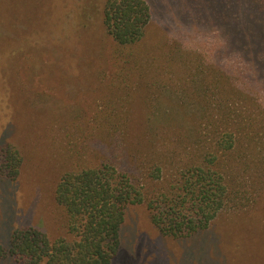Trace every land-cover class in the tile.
<instances>
[{
  "label": "rangeland",
  "instance_id": "1",
  "mask_svg": "<svg viewBox=\"0 0 264 264\" xmlns=\"http://www.w3.org/2000/svg\"><path fill=\"white\" fill-rule=\"evenodd\" d=\"M104 1L20 0L23 8H19L26 10L24 30L15 25L7 31L6 44L0 45V49L18 48L0 61V264H24L9 253L17 228L39 226L53 237L75 236L67 222L70 215L55 197V186L68 170L101 161L104 153L96 151L101 145L94 140L95 134L108 144H119L123 115L132 113L135 124L143 125L147 134V125L162 126L151 139L177 146L191 124V120L170 114L177 111L175 101L168 102L158 90L148 95L141 87L147 81L156 84L166 79L169 74H160L165 55H159L157 68L145 79L142 70L148 51L140 52L141 45L129 51L107 33ZM165 1L161 19L156 0H149L155 12L148 32L150 44H161L163 50V43L169 46L180 39L172 31L157 34L159 27L168 29L174 21L171 14L176 5ZM44 11L51 13L52 21H44L42 30H36L35 22L39 25L41 20L37 13ZM65 47L71 48L68 54L63 53ZM192 65L188 72H193ZM187 76V72L183 77L173 74V85L165 81L186 100L184 93L191 96L194 90H201ZM250 106L261 119L241 135L259 133L257 140L243 139L245 154L255 152L254 161L259 165L262 158L264 161V110L258 104ZM97 111H101L99 117ZM9 146L16 147L23 159L16 178L4 169ZM253 147H257L254 152ZM146 154L140 152V164ZM168 154L170 151H166ZM243 154L238 150L220 157V168L225 172L229 169L235 180L228 186L233 194L207 227L184 235H167L152 220L149 198L129 205L113 264H264V186L256 194L249 177L243 176V186L239 183L241 159L249 157ZM135 170L143 175L142 167ZM169 175L171 170L165 171L167 180ZM147 180L144 192L148 196L165 187L162 179Z\"/></svg>",
  "mask_w": 264,
  "mask_h": 264
},
{
  "label": "trees",
  "instance_id": "2",
  "mask_svg": "<svg viewBox=\"0 0 264 264\" xmlns=\"http://www.w3.org/2000/svg\"><path fill=\"white\" fill-rule=\"evenodd\" d=\"M19 2L0 0V45L6 44L7 31L15 25L24 30L26 10L19 8H23ZM165 2L176 5L171 14L174 21L168 29L159 27L157 34L172 31L180 39L171 41L169 46L163 43L164 50L161 44H150L152 37L148 32L155 12L149 0H105L103 24L107 33L129 51L135 45H141L140 52L148 51L142 70L145 79L157 68L163 53L161 76L183 77L187 72L192 84L201 87L191 96L184 93L186 100L171 88L174 81L169 75L159 83L147 81L146 86H141L148 95L158 90L168 102L175 101L177 111L170 114L191 120V124L177 146L151 139L162 126L147 125V134L143 125L135 124L132 113L123 115L119 144H108L95 134L94 140L101 145L96 151L104 153L101 161L68 170L55 186V197L70 215L67 222L75 236L53 237L39 226L17 228L12 233L9 253L24 264H113L129 205L149 198L151 217L159 230L167 235H184L207 227L232 198L228 186L235 180L229 169L225 172L220 168V157L238 150L244 151L243 157L249 156L245 154L243 139L250 142L259 135L241 134L253 128L260 118L250 105L258 104L264 110V0ZM156 4L160 10L166 8L163 0H156ZM201 8L205 10H198ZM163 11L158 13L161 19ZM37 14L41 20L39 25L35 22L34 28L42 30L44 21L51 22L53 16L48 11ZM70 49L65 47L63 53L68 54ZM17 50L0 49V61ZM191 64L193 72H188ZM100 113L97 111L98 117ZM256 148H251L252 152ZM165 150L170 154L166 155ZM143 151L147 154L140 164L139 154ZM7 153L5 167L10 170L4 169L8 176L16 178L22 156L16 147L9 146ZM255 157L254 152L241 159L237 176L241 175L238 180L242 186L246 183L243 176L249 177L257 194L264 186V161L262 158L257 165ZM138 167L143 168V175L135 170ZM167 170L172 174L168 180ZM150 177L162 179L165 187L148 196L144 183Z\"/></svg>",
  "mask_w": 264,
  "mask_h": 264
}]
</instances>
